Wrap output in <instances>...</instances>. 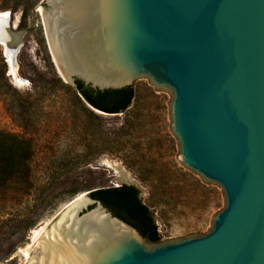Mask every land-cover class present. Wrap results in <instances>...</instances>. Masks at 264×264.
Returning <instances> with one entry per match:
<instances>
[{"label":"water","instance_id":"95a60500","mask_svg":"<svg viewBox=\"0 0 264 264\" xmlns=\"http://www.w3.org/2000/svg\"><path fill=\"white\" fill-rule=\"evenodd\" d=\"M3 30L15 62L23 33L10 12ZM66 56H55L65 82L171 92L180 161L219 186L225 205L206 234L147 247L86 194L60 237L42 239L62 248L51 264H264V0H66Z\"/></svg>","mask_w":264,"mask_h":264},{"label":"rangeland","instance_id":"374dc122","mask_svg":"<svg viewBox=\"0 0 264 264\" xmlns=\"http://www.w3.org/2000/svg\"><path fill=\"white\" fill-rule=\"evenodd\" d=\"M46 1L0 0L23 33L15 75L0 45V264H27L22 249L78 195L121 185L136 188L152 216L159 240L147 247L206 234L224 195L180 161L171 92L147 81L124 112L92 110L59 75Z\"/></svg>","mask_w":264,"mask_h":264},{"label":"trees","instance_id":"16d2710c","mask_svg":"<svg viewBox=\"0 0 264 264\" xmlns=\"http://www.w3.org/2000/svg\"><path fill=\"white\" fill-rule=\"evenodd\" d=\"M75 87L93 109L108 115L124 112L130 106L133 98L131 86L119 90L98 91L84 87L77 81ZM8 157L6 162L12 163L13 157L10 153ZM88 195L99 201L113 216L133 226L144 239H149L151 243H156L159 240L152 216L147 207L137 198L138 192L133 186L121 185L99 189L88 193Z\"/></svg>","mask_w":264,"mask_h":264},{"label":"bare ground","instance_id":"6f19581e","mask_svg":"<svg viewBox=\"0 0 264 264\" xmlns=\"http://www.w3.org/2000/svg\"><path fill=\"white\" fill-rule=\"evenodd\" d=\"M40 15L43 19L46 32H47V37L51 49V53L53 56V59L55 61V56L56 55H65L66 56V0H56L54 2V10L51 16H47L45 11L40 10ZM8 16V12H1L0 13V34L3 33V27L6 22V18ZM4 55L12 64V74L15 75V70L13 64L14 61L12 60V53L6 49H4ZM67 57V56H66ZM57 62H55L56 64ZM92 110L100 113V114H105L103 112L97 111L93 108ZM116 170H118L115 167ZM118 172V171H117ZM121 174V179L120 181L124 180V174L119 171ZM86 193H82L72 199L70 202L65 204L64 206V213L61 215V217L57 220L56 222V227L53 228L52 225H44L40 229V231L35 232L32 240L30 243H28L24 249H22V252L26 256V258H30L29 262L27 264H31L34 261V256L30 254V250L33 249V247L36 248V246L39 244V242H42V239L46 236V233L49 232L50 238H52L54 235L57 237H60V223L63 218V216L70 210L72 207H74L75 202L83 198ZM73 211V210H72ZM63 212V211H62ZM73 214V213H72ZM71 216V215H70ZM50 226V227H49ZM41 248H42V254L39 257V264H43V260L45 259L46 264H51L52 261L56 258V256L61 252L62 248L59 246H54V245H46L43 242L41 243ZM31 256V257H30Z\"/></svg>","mask_w":264,"mask_h":264},{"label":"flooded vegetation","instance_id":"af4514ba","mask_svg":"<svg viewBox=\"0 0 264 264\" xmlns=\"http://www.w3.org/2000/svg\"><path fill=\"white\" fill-rule=\"evenodd\" d=\"M137 198L139 199L138 195H137Z\"/></svg>","mask_w":264,"mask_h":264}]
</instances>
